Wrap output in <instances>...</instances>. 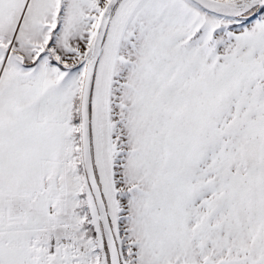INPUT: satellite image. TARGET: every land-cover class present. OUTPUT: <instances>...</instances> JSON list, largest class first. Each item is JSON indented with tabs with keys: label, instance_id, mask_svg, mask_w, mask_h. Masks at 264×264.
<instances>
[{
	"label": "rangeland",
	"instance_id": "1",
	"mask_svg": "<svg viewBox=\"0 0 264 264\" xmlns=\"http://www.w3.org/2000/svg\"><path fill=\"white\" fill-rule=\"evenodd\" d=\"M108 1H36L34 51L74 72L42 76L64 103L40 187L0 198V239L26 264H108L71 120ZM240 21L191 0H119L110 17L91 128L122 264H264V10Z\"/></svg>",
	"mask_w": 264,
	"mask_h": 264
},
{
	"label": "crops",
	"instance_id": "2",
	"mask_svg": "<svg viewBox=\"0 0 264 264\" xmlns=\"http://www.w3.org/2000/svg\"><path fill=\"white\" fill-rule=\"evenodd\" d=\"M36 1L0 0V198H24L38 189L41 161L63 135V122L53 118L56 105L63 106V93L44 85L48 81L42 76L51 71L54 79L64 81L74 71L52 64L43 50L34 51L41 42L37 23H42L34 19L40 13ZM14 39L22 47L16 53L9 49ZM9 51L20 57L2 70L1 57ZM0 264H26L25 256L17 246L0 239Z\"/></svg>",
	"mask_w": 264,
	"mask_h": 264
},
{
	"label": "water",
	"instance_id": "3",
	"mask_svg": "<svg viewBox=\"0 0 264 264\" xmlns=\"http://www.w3.org/2000/svg\"><path fill=\"white\" fill-rule=\"evenodd\" d=\"M119 0H109L99 21L97 31L93 40L91 58L86 64L81 100H80V130L81 147L84 170L95 200L98 219L101 223L105 238L110 264H122L120 248L111 223L107 203L103 190L97 177L93 148L91 128V102L97 64L102 54L103 44L109 27L110 17ZM202 9L226 18L250 17L258 14L264 9V0H240L227 2L224 0H191ZM250 12V13H249Z\"/></svg>",
	"mask_w": 264,
	"mask_h": 264
},
{
	"label": "trees",
	"instance_id": "4",
	"mask_svg": "<svg viewBox=\"0 0 264 264\" xmlns=\"http://www.w3.org/2000/svg\"><path fill=\"white\" fill-rule=\"evenodd\" d=\"M263 10H264V9H263ZM263 10H262V11H263ZM262 11H261V12H262ZM261 12H259L258 14L254 15V16L237 18V19H241V21L238 23V25H242V24H245V23H247V22H250V21L254 20L255 18L258 17V15H259ZM249 13H250V12H249ZM238 25H236V26H238ZM49 58H50V62H51L52 64L57 65V66H58L59 68H61V69H65L64 66H62L61 64H59V63H57V62L55 61V58H54L51 54H49ZM80 100H81V97H80V99H78V101L76 102V105H75L74 110H73L72 123H73L74 125H79V124L81 123V116H80ZM91 108H92V102H91ZM80 134H81V132H80ZM92 148H93V140H92ZM93 156H94V148H93ZM94 162H95V159H94ZM82 166H84L83 161H82ZM95 168H96L97 177H98V179H99L98 170H97L96 165H95ZM87 182H88V181H87ZM99 182H100V179H99ZM100 183H101V182H100ZM101 186H102V185H101ZM88 187H89V192H90V195H91V197H92L93 205H94V207H95V211H96V215H97V208H96L95 200H94L93 195H92V193H91V190H90V186H89V184H88ZM104 197H105V195H104ZM105 199H106V198H105ZM105 201H106V200H105ZM106 202H107V201H106ZM97 220H98V224H99V229H100V232H101V236H102V239H103V250H104V253H105V256H106V259H107V263L110 264V261H109V254H108V250H107V246H106L105 238H104V235H103V230H102L101 223H100L98 217H97ZM111 223H112V219H111ZM112 225H113V223H112ZM93 234L95 235L96 233L94 232Z\"/></svg>",
	"mask_w": 264,
	"mask_h": 264
}]
</instances>
